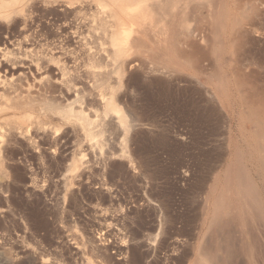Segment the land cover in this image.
I'll return each instance as SVG.
<instances>
[{
    "label": "rangeland",
    "instance_id": "1",
    "mask_svg": "<svg viewBox=\"0 0 264 264\" xmlns=\"http://www.w3.org/2000/svg\"><path fill=\"white\" fill-rule=\"evenodd\" d=\"M1 1L0 264H264L261 178L240 152L224 174L212 94L228 63L264 105V0H158L186 17L139 25L151 0ZM187 31L207 57L173 53Z\"/></svg>",
    "mask_w": 264,
    "mask_h": 264
},
{
    "label": "bare ground",
    "instance_id": "2",
    "mask_svg": "<svg viewBox=\"0 0 264 264\" xmlns=\"http://www.w3.org/2000/svg\"><path fill=\"white\" fill-rule=\"evenodd\" d=\"M163 1V0H162ZM171 1V0H170ZM153 1L151 0V3H127V4H134L136 5V7H138V11L136 14L132 15V11H134V9H132L133 7H127V8H131L132 11H128L127 8H125L127 10V12L125 11V15L126 17H124V20L126 22H133L136 23L137 25L142 24L143 20H145V14H148L150 12H159L160 14H166L167 15H172L178 14L180 15L178 18L179 20L182 19V15L180 13L185 12L186 14H183V16L187 15V10L184 11V9L182 10H175L174 6L182 4V3H167L168 1H164V3H160L161 1L158 2V0H155V3H152ZM0 3H3V1L0 0ZM188 4V3H187ZM196 5H192L193 6H197L198 3H194ZM202 3H200L201 5ZM206 4V3H205ZM199 5V4H198ZM204 5V4H202ZM201 5V7H202ZM178 6V7H179ZM184 6V5H183ZM191 5H188V7ZM209 6V5H208ZM199 7V9L201 8ZM212 7V6H211ZM210 7V8H211ZM176 8V7H175ZM187 8V7H186ZM195 8V7H194ZM203 8V7H202ZM205 8V7H204ZM178 9V8H177ZM191 11V8H187ZM176 11V12H174ZM182 11V12H181ZM194 12V10H192ZM174 12V13H173ZM196 13V11L194 12ZM154 14V13H153ZM151 14V15H153ZM174 14V16H176ZM199 20L202 18L204 19V17H202L203 15L200 14V12H197ZM196 14V15H197ZM200 14V15H199ZM211 14V13H210ZM213 14V13H212ZM159 15V14H158ZM157 15V16H158ZM169 15V16H170ZM159 17V16H158ZM162 18V16H160ZM186 17V16H185ZM206 17V16H205ZM222 17V16H221ZM164 18V16H163ZM168 18V17H167ZM166 18V20H167ZM184 18V17H183ZM154 19V18H153ZM160 19V18H159ZM170 18H168L169 20ZM176 19V17H175ZM201 19V20H202ZM207 19V18H205ZM204 19V21H205ZM121 20V19H120ZM118 21L119 23L121 21ZM123 20V18H122ZM158 20V18H157ZM166 20L163 21L164 23H166ZM185 21V18L183 19ZM195 20V19H194ZM156 21V18H155ZM182 21V20H181ZM187 21V20H186ZM147 22V21H146ZM153 22V21H152ZM158 22V21H157ZM161 22V21H159ZM203 22V21H202ZM155 22H153L152 24H154ZM170 23V22H169ZM175 23V22H174ZM197 23V22H196ZM204 23V22H203ZM207 23V22H205ZM101 24V23H100ZM130 24V23H129ZM149 24V23H148ZM156 24V23H155ZM160 24V23H157ZM156 24V25H157ZM168 24V23H167ZM173 24V23H172ZM177 24V23H176ZM182 24V23H181ZM199 24H202L199 22ZM147 25V24H146ZM166 25V24H165ZM164 25V27H165ZM141 26V25H140ZM145 26V24L143 23V27ZM149 26V25H148ZM152 26V25H151ZM168 26V25H167ZM178 26V25H177ZM123 27V26H122ZM141 27V28H143ZM157 27V26H155ZM160 27V26H159ZM182 27V26H181ZM197 28V26H195ZM140 28V27H139ZM140 28V29H141ZM180 28V27H179ZM218 28V27H217ZM157 29V28H156ZM162 29V28H161ZM166 29V27L164 28ZM186 30H188V28L185 27ZM149 30V29H148ZM159 30V29H158ZM185 30V31H186ZM199 30V28H198ZM161 31V30H160ZM173 31V30H172ZM183 31V30H182ZM231 31V30H230ZM226 32L225 38H224V43H230L237 41L236 39H234V33L233 32ZM149 32V31H148ZM165 32V31H164ZM191 32V31H190ZM189 31L187 32H183L181 34L180 37H176L175 39H173L174 41V46L173 47V53H175V55H177V58H180L181 60L184 61H195L197 62L199 59L201 58H205L208 56V54L198 45V42L196 41V39L194 38L195 35H192V33H190ZM198 32V31H197ZM121 33V32H120ZM161 33H163L161 31ZM171 33V32H170ZM175 33V32H174ZM145 34V32H144ZM121 35V34H120ZM160 35V34H159ZM171 35H173V33H171ZM147 36V35H145ZM153 37V36H152ZM147 38V37H146ZM137 39V38H136ZM122 40V39H121ZM135 40V39H134ZM134 40H132L134 43ZM142 40V39H140ZM140 40L136 42L135 40V44H138V42L140 43ZM150 40V39H149ZM145 40L144 38V42L142 41L141 45L143 46L144 44H147V46H149V49L154 52L155 54H158L159 52L161 53V41H164V39L161 41L160 39H157L156 42H153L152 40L150 41ZM172 40V39H171ZM221 40V39H220ZM167 41V39H166ZM169 42V41H167ZM131 43V42H130ZM163 45V44H162ZM165 45V44H164ZM167 45V44H166ZM186 45V47H189V49L187 50V48L185 49L183 46ZM139 46V44H138ZM164 48V47H163ZM168 49V48H167ZM164 50V49H162ZM166 50V49H165ZM117 51V50H116ZM163 52V51H162ZM165 52V51H164ZM159 55V54H158ZM220 60V59H219ZM222 60V57H221ZM222 62V61H221ZM226 65V66H225ZM224 66L226 68L218 69V65H216L215 68V72H214V78L213 79H217L219 78L221 84L220 87H218L217 85L214 87V90L212 92V94H214V96L218 99L220 106L223 110H225V112L228 114L229 118H230V122L234 123V132L236 131V135H231L229 136L228 139V143H229V147H230V154L228 155L229 157L227 158V162L226 165H228V167H226L224 171V174L226 172V170L229 168L231 162H233V157L235 155H237L239 152L240 154H243L245 157V160L248 162H251L256 170L257 175L261 178V188L262 190H264V146L261 144L264 142V105H262V103L260 102V98L257 97L256 95H249L248 93V74H246L242 68L240 66H233L231 64L226 63ZM91 71V70H90ZM94 71V70H92ZM91 71V72H92ZM101 73V72H99ZM90 74V73H88ZM94 76V75H93ZM203 77V76H202ZM204 79V78H203ZM213 79L211 77L205 78L204 83L207 85H211L214 84ZM61 81V80H60ZM217 82V81H216ZM219 83V82H218ZM215 85V84H214ZM213 85V86H214ZM252 92V91H251ZM210 94V93H209ZM212 97V96H211ZM213 98V97H212ZM211 98V99H212ZM214 99V98H213ZM214 104V102H213ZM210 101H206V106H205V111L209 112L207 114L208 119L210 120V117L213 113H215L216 109ZM248 123H252L254 126V129L252 131H250V129H248ZM232 128V127H231ZM234 134V133H233ZM248 134L251 136V139H248ZM4 142V141H3ZM223 173V172H222ZM221 178L218 177L217 180H214V186H212L213 188L212 191L213 192H217L216 188L220 182ZM221 183V182H220ZM217 185V186H216ZM219 188V186H218ZM217 188V189H218ZM211 191V190H210ZM209 191V192H210ZM223 191V188L222 190ZM230 191V190H229ZM210 195V194H209ZM213 196V195H212ZM215 204V203H214ZM216 205V204H215ZM211 209V208H210ZM221 216V215H220ZM230 216V215H229ZM229 218V217H228ZM219 219V218H218ZM213 220V219H212ZM214 221V220H213ZM220 221V219H219ZM218 221V222H219ZM217 222V221H216ZM222 224V223H221ZM217 225V224H216ZM215 226V225H214ZM219 226V225H218ZM217 226V227H218ZM217 229V228H216ZM217 231V230H216ZM218 234V233H217ZM223 234V233H222ZM228 234V233H227ZM230 235V234H228ZM218 236V235H217ZM216 236V237H217ZM222 237V236H220ZM217 239V238H216ZM226 239V238H225ZM227 240H229L227 238ZM219 241V240H218ZM227 242V241H226ZM230 242V240H229ZM220 244V243H219ZM224 244V243H223ZM222 244V245H223ZM221 245V248H222ZM227 245V244H226ZM229 245V243H228ZM227 245V247H228ZM218 246V245H217ZM220 246V245H219ZM233 246V245H232ZM227 252V251H226ZM210 253H208L209 255ZM215 254V253H214ZM227 254V253H226ZM216 255V254H215ZM230 255V254H229ZM211 256V255H210ZM226 256V255H225ZM231 256V255H230ZM217 258V257H216ZM221 258V257H220ZM211 259H214V257ZM219 259V258H218ZM218 261V260H216Z\"/></svg>",
    "mask_w": 264,
    "mask_h": 264
}]
</instances>
